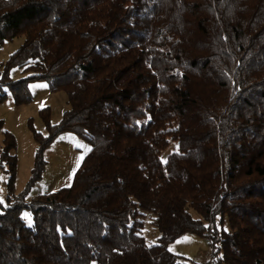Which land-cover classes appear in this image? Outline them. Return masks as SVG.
Wrapping results in <instances>:
<instances>
[{
  "label": "trees",
  "instance_id": "16d2710c",
  "mask_svg": "<svg viewBox=\"0 0 264 264\" xmlns=\"http://www.w3.org/2000/svg\"><path fill=\"white\" fill-rule=\"evenodd\" d=\"M15 36L0 102L29 101L34 80L64 91L34 136L90 151L70 186L9 192L0 264H183L167 243L185 233L214 264H264V0H0V46Z\"/></svg>",
  "mask_w": 264,
  "mask_h": 264
},
{
  "label": "rangeland",
  "instance_id": "374dc122",
  "mask_svg": "<svg viewBox=\"0 0 264 264\" xmlns=\"http://www.w3.org/2000/svg\"><path fill=\"white\" fill-rule=\"evenodd\" d=\"M22 42V36L5 40L0 46L1 63ZM10 75L18 79L24 75L18 67L11 68ZM31 98L17 104L11 93L0 102V205L6 203L9 192H25L30 199L38 194L54 191L71 183L80 157L89 149V144L77 134L61 131L44 146L34 136L48 137L45 118L50 124H57L67 107L66 95L62 90L50 91L46 82L30 81ZM40 155L41 169L36 173V158ZM36 173V176H35ZM189 212L196 213L189 206ZM21 216L26 224L31 223L28 210ZM211 229V223H205ZM224 227H227L224 221ZM142 235L146 244L157 239V229L146 215L143 218ZM168 249L178 255L183 264H214L221 250L213 252V247L205 236L185 233L167 243ZM218 264H228L220 260Z\"/></svg>",
  "mask_w": 264,
  "mask_h": 264
},
{
  "label": "snow or ice",
  "instance_id": "6c2138e0",
  "mask_svg": "<svg viewBox=\"0 0 264 264\" xmlns=\"http://www.w3.org/2000/svg\"><path fill=\"white\" fill-rule=\"evenodd\" d=\"M89 151H90V149H89ZM83 159V157H80V160H82ZM79 166V162H78V164H77V167ZM74 174V173H73ZM70 186V185H69Z\"/></svg>",
  "mask_w": 264,
  "mask_h": 264
}]
</instances>
